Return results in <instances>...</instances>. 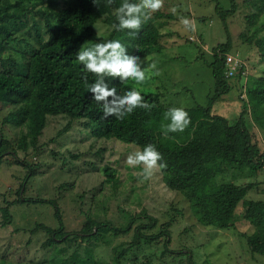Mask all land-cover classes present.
<instances>
[{"label": "rangeland", "instance_id": "374dc122", "mask_svg": "<svg viewBox=\"0 0 264 264\" xmlns=\"http://www.w3.org/2000/svg\"><path fill=\"white\" fill-rule=\"evenodd\" d=\"M236 2L237 11L228 15L227 29L220 12L229 9L232 0H164L163 7L145 23L156 25L160 31V49L141 59L150 78L140 85L131 78L128 82L161 92L164 103L171 106L206 105L216 88L209 63L215 58L217 46L230 41L226 75L233 77L242 70L243 84H251L264 64L255 41L248 40L254 27L249 17L256 8L251 0ZM39 9L33 8L30 23L39 20L45 30L47 18ZM41 9L46 10L47 6ZM182 18L190 20L195 30L183 25ZM262 20L264 15L258 24ZM113 25L101 19L97 23L98 38L83 48L107 40L122 43V36L113 34ZM26 30L18 34L17 40L9 41L6 57L22 60L27 55L35 40L27 36ZM151 64L156 67L151 68ZM238 90L236 86L231 91L236 94L234 100L217 102L213 113L234 122L246 104L248 128L264 151V125L258 123L245 88L239 93ZM10 111L11 108L0 104V130L15 152L5 154L0 163L1 264H72L75 259H86L89 264H189L188 254L197 264H264V255L252 252L248 244L245 233L253 232L254 225L243 215L252 201L264 200V168L252 172L248 166L232 165L218 175V182L233 181L249 187L233 225L220 229L204 224L192 202L166 184L162 171L146 181L140 175L142 166L126 163L127 156L140 146L117 138L95 137L85 118L52 115L41 136H28V147L23 148L20 139L27 129L14 122L4 123ZM258 115L264 116V111L260 109ZM108 165L117 170L112 182L104 171ZM28 199L56 200L64 232L81 231L89 217L118 227L132 224L133 230L118 235L100 231L93 237L78 234L49 246L51 234L47 227H60L55 208L50 203ZM145 212L158 218L157 226L146 233H158L163 224L168 225L172 237L169 248L166 249L165 237L153 242L143 240L119 259V252L133 240L135 228L148 221H133V217Z\"/></svg>", "mask_w": 264, "mask_h": 264}, {"label": "trees", "instance_id": "16d2710c", "mask_svg": "<svg viewBox=\"0 0 264 264\" xmlns=\"http://www.w3.org/2000/svg\"><path fill=\"white\" fill-rule=\"evenodd\" d=\"M39 1L42 2L41 5L33 0H0V104L11 108L4 123L14 122L27 129L20 139V146L28 147L30 135L40 137L48 117L52 115L85 118L93 135L98 138H117L136 144L141 150L149 143L155 144L164 158L161 163L166 162L168 165L161 170L166 184L181 191L192 202L196 214L204 224L220 229L230 228L249 187L240 186L233 181L218 182L217 177L232 165L248 166L252 172L262 170L264 151L253 140L248 128L246 104L234 122L225 115L213 113V107L217 102L234 100L236 94H231L234 87L237 86L239 90L245 88L258 123L264 125V116L258 115L260 109L264 111V64L251 84L244 85L242 70H238V74L233 77L226 75L231 42L218 45L215 58L209 63L216 80L214 93L209 96L206 105L184 107L191 117V125L184 132L169 133L165 137L163 127L170 121L165 120L164 113L173 106L164 103L161 92L138 87L129 83V79L121 81L107 77L106 82L110 87H115L118 94L123 95L135 87L153 107L150 111L137 108L123 120L116 117L101 119L102 103H97L88 91V87L98 77L86 72L76 59L77 52L87 42L98 38L97 23L101 19L118 24L115 9L124 0H114L111 5L108 0H96L97 5L93 0ZM26 2H31V5ZM131 2L138 3L139 0ZM251 2L256 11L249 17L254 27L248 40L255 41L264 61V20L258 24L264 15V0ZM45 6L46 10L41 9ZM34 7H39L38 11L46 15L45 30L39 20L30 23V13ZM236 11V0H232L229 9L221 10L220 16L227 29V17ZM162 16L169 17V14ZM25 28L27 36L31 35L35 43L30 44V49L22 60L6 57L9 41L17 40L18 34ZM113 32L116 36H122V43L128 48L129 54L141 59L160 49V31L154 24H144L138 32L127 29L117 31L115 28ZM25 40L28 43L27 37ZM85 76L87 83L83 79ZM234 77L238 79L234 81ZM8 143L9 140L0 130V163L5 154L15 153L8 147ZM104 171L109 182L116 179L117 170L114 167L108 165ZM28 201L50 203L55 208L60 227H47L51 234L49 246H53L55 241L70 239L78 234L93 237L100 231H111L118 235L133 230L132 224L118 227L89 217L81 231L64 232L65 224L56 200ZM243 215L254 225L253 232L245 233L252 252L264 255V200L252 201L245 207ZM143 218L148 221L135 228L133 240L119 252V259L143 240L153 242L165 237L166 249L169 248L172 237L168 225L163 224L158 233L148 234L146 230L155 228L158 218L145 212L135 215L133 221ZM188 261L189 264H197L191 254H188ZM72 264L89 263L86 259H75Z\"/></svg>", "mask_w": 264, "mask_h": 264}, {"label": "clouds", "instance_id": "9594fccd", "mask_svg": "<svg viewBox=\"0 0 264 264\" xmlns=\"http://www.w3.org/2000/svg\"><path fill=\"white\" fill-rule=\"evenodd\" d=\"M93 3L97 5L96 0H93ZM112 3H114V0H108L109 5ZM163 4L164 0H139L138 3L124 0L115 9L118 24L113 25V27L117 31L127 29L138 32L152 18V14L163 7ZM181 23L191 30H195L190 20L182 18ZM76 59L83 65L86 72L98 77L88 87V91L97 103H102L103 115L101 119L106 120L109 117H116L123 120L137 108L150 111L153 107L145 101L144 96L137 88L134 87L120 95L115 87H110L106 82L107 77L118 78L121 81L131 78L137 85H140L150 78L146 76V69L143 67L141 58L129 54L128 48L119 40L101 41L91 47H82L77 52ZM150 67L154 69L156 66L151 64ZM83 79L87 83V76ZM164 118L170 121L163 127L165 137H168L169 133L184 132L191 125V117L182 106L169 108L164 113ZM163 159L156 145L149 143L142 150L137 149L131 152L127 156L126 163L133 167L142 166L140 175L147 181L157 171L167 168L166 162L161 163Z\"/></svg>", "mask_w": 264, "mask_h": 264}, {"label": "built area", "instance_id": "2783aa9c", "mask_svg": "<svg viewBox=\"0 0 264 264\" xmlns=\"http://www.w3.org/2000/svg\"><path fill=\"white\" fill-rule=\"evenodd\" d=\"M227 63H228V61H227Z\"/></svg>", "mask_w": 264, "mask_h": 264}]
</instances>
